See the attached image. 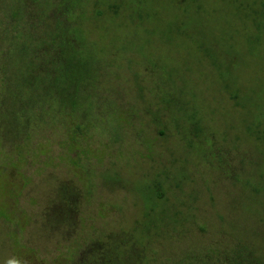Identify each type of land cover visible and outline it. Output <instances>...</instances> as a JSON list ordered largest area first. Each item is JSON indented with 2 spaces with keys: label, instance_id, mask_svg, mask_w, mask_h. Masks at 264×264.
Segmentation results:
<instances>
[{
  "label": "rangeland",
  "instance_id": "1",
  "mask_svg": "<svg viewBox=\"0 0 264 264\" xmlns=\"http://www.w3.org/2000/svg\"><path fill=\"white\" fill-rule=\"evenodd\" d=\"M65 2L0 0V264H264V0Z\"/></svg>",
  "mask_w": 264,
  "mask_h": 264
},
{
  "label": "trees",
  "instance_id": "2",
  "mask_svg": "<svg viewBox=\"0 0 264 264\" xmlns=\"http://www.w3.org/2000/svg\"><path fill=\"white\" fill-rule=\"evenodd\" d=\"M63 1L65 2L66 0ZM69 2L70 0H67V4H65L64 7H70ZM73 4L74 3H72V5ZM262 6L264 9V5ZM111 7H115V5L111 4ZM110 10H112V12H115L112 8ZM60 25L62 24L59 23L58 27L50 35H47L48 38L47 41L46 40L40 41L42 44L41 47L43 46V44L46 45L48 44L47 46L42 48L40 47V49H38L36 46L38 44L37 42L33 43V41H29L28 45L26 44L23 48L29 56L32 55L35 56L36 58L37 55H42V56L46 55L47 57H49L42 59L43 64L45 66V68L42 69L43 73H48L49 76H51L52 74L57 75V72H59V75L63 73L64 75L66 74V76L70 77L72 75V72L76 69L75 67L77 66L79 68L80 64L82 63L76 60V55L78 54V52L75 44L73 43L74 41L73 38L69 37L68 33H66L64 29H61L59 27ZM55 31L57 32L54 34ZM57 55H60V58H57ZM39 61L40 60L37 59L39 67H41L42 62L39 63ZM56 80L62 81L61 79H58L57 76H56ZM71 82L72 81H70V83ZM64 83L68 84V82H64ZM28 85L32 86L29 83ZM69 93L71 92L67 91L63 96H61V98L66 102L70 103L69 106L70 110L71 112L74 111L75 113V110L78 109L77 97L74 94H69ZM74 124L77 130L81 132L80 129L81 127L76 123ZM77 126H79L80 128ZM68 190H71L70 187L64 186L61 189L62 196L60 195L61 196L60 198H62L63 200L62 201V203L64 204L63 206H67L69 209L71 206L72 199L70 198V193L68 192ZM109 238L111 239V236ZM96 244H98V246L100 245L103 250L105 249V251L100 255H98L97 252L95 251L100 252L101 248L97 246H91L89 250L85 252L86 254L83 257H81L78 264H118L116 247L113 248L111 247L108 249L107 248V245H109L108 242L106 245L104 244L102 245L100 241H97ZM29 251L34 253L33 250H29ZM30 256L31 255H29L28 260L31 258Z\"/></svg>",
  "mask_w": 264,
  "mask_h": 264
}]
</instances>
